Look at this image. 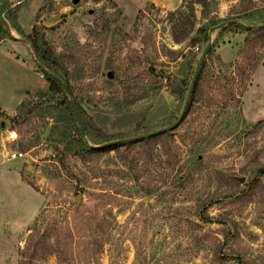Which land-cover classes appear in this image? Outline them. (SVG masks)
<instances>
[{"label":"rangeland","instance_id":"obj_1","mask_svg":"<svg viewBox=\"0 0 264 264\" xmlns=\"http://www.w3.org/2000/svg\"><path fill=\"white\" fill-rule=\"evenodd\" d=\"M186 5L0 0V264H264V31L248 41L235 27L210 30L264 25V0ZM201 24L213 52L168 134L87 155L69 126L68 139H50L66 117L27 40L34 26L87 119L126 135L133 120L138 133L177 120L185 99L173 90L191 82L206 47L189 43ZM198 152L201 164L190 160Z\"/></svg>","mask_w":264,"mask_h":264},{"label":"trees","instance_id":"obj_2","mask_svg":"<svg viewBox=\"0 0 264 264\" xmlns=\"http://www.w3.org/2000/svg\"><path fill=\"white\" fill-rule=\"evenodd\" d=\"M187 5H189L192 9L194 8L195 4H199L203 6L204 8L209 5L210 0H185ZM186 5V6H187ZM180 13H184L183 8L177 10ZM176 11H171L170 14L175 13ZM237 18V16H236ZM0 27L5 29L6 32H8V28L5 26L3 22L0 21ZM212 27V26H211ZM210 27V28H211ZM227 27H235L237 31L247 32L245 40H250V38L257 33L264 31V25H247L240 21L236 22H229L225 25L216 28L219 30H224ZM209 28H207L204 24H201L199 27H197L195 35L191 36L189 38V43L192 45H195L198 42H204L205 46L209 42ZM1 39V37H0ZM43 38L40 36L39 30L34 26L27 34V40L31 44V50L36 56L39 65L42 67V70L45 74L46 79L49 82V87L47 92L52 93L53 95H57L58 98L56 102L53 103V107L55 108V111L57 112L56 117L60 116L61 113L65 115L66 120L64 122H61L60 119L57 117L55 121L52 123L51 130L49 133L50 139L55 135H61L64 139H68L66 136V129H68V126L71 128V132L73 133V138L75 140V146L77 147L78 154L87 155V154H93V153H110L111 151H120L121 148L130 149L134 145L138 143H150L154 139L161 137L163 135L168 134V131L161 132L149 137H144L140 139H134V140H128L123 142H114V140L125 138V137H131V136H137L144 134L146 132H135L138 131L139 128H141V123L138 122L135 124V121L133 120V129L134 132L130 134H109L106 132H101L102 128L96 125L93 118L87 119V113L85 108L82 106L81 102L75 97L73 88L71 83L69 82V79L65 77V70H61L60 64H59V58L56 55V50L46 41L42 40ZM177 42H180V38H176ZM174 55L172 60H177V58L181 55L180 51L170 50ZM213 52V49L211 48L209 52L207 53L203 64L201 66V69L199 71V74L197 76L191 97L190 102L187 107V111L185 113L184 118L189 114L190 108L193 105V101L196 98L198 87H199V81L203 75V72L207 66L208 59L211 57V53ZM60 77L68 86L70 93H68L64 86L59 82V80L53 75ZM162 76L164 74L162 73ZM166 78H170V76H165ZM190 82H188L185 78L180 80L179 86L175 87L173 90V93L176 95L177 98L184 100L189 88ZM72 100L75 102L76 107L80 113L85 134H83L82 129L80 127V124L78 122V119L76 117V114L74 112L73 106H72ZM136 101L138 99H135ZM131 103V102H129ZM137 103V102H135ZM129 106V105H128ZM127 109V108H124ZM117 110V109H116ZM145 115V113H143ZM130 117V116H129ZM145 117V116H144ZM132 119V117H130ZM134 119H137V116H135ZM138 119L141 121L140 117ZM145 119V118H143ZM91 130L96 133L97 137L102 138L101 142L93 141L92 143L87 142V139L85 136L91 138ZM148 132V131H147ZM151 132V131H149ZM85 135V136H84ZM55 139V138H54ZM190 160L194 163L201 164L203 162V156L200 152L198 153H192ZM39 221V217L36 218L34 227L37 226Z\"/></svg>","mask_w":264,"mask_h":264},{"label":"water","instance_id":"obj_3","mask_svg":"<svg viewBox=\"0 0 264 264\" xmlns=\"http://www.w3.org/2000/svg\"><path fill=\"white\" fill-rule=\"evenodd\" d=\"M74 1L76 2L77 0H74ZM0 21L3 22L4 24H6V21L1 16H0ZM236 21H237V19L224 20V21L218 23L216 26H212L210 30H214V28H219V27L225 25L226 23L236 22ZM210 46H211V42L209 41L207 43L205 49L203 50L199 60H198L197 66L195 68L194 74L192 76V79H191V82H190V85H189V88H188V91H187V94H186V97H185V101H184V105H183L182 111H181L179 117L177 118V120L175 122H173L172 124H170V125L155 129V130H153L151 132H147V133H144V134H141V135H137V136L120 138V139L114 140V142H123V141H128V140H134V139H140V138H144V137H149V136L161 133V132L172 130L173 128L178 126V124L181 122V120L183 119V117H184V115L186 113V110H187V107H188V104H189V101H190V97H191V94H192V91H193V88H194V85H195V81H196L200 66H201L202 62L204 61V59H205V57H206V55H207V53L209 51ZM53 75L64 86L65 90L68 93H70V90H69L68 86L66 85V83L60 77L56 76L55 74H53ZM72 106H73L74 112L76 114V117L78 119V122L80 124V127L82 129V132L85 133L80 113H79V111H78V109L76 107V104H75V102L73 100H72ZM241 180H243V178H241ZM76 203L77 204L79 203V196L76 198Z\"/></svg>","mask_w":264,"mask_h":264},{"label":"built area","instance_id":"obj_4","mask_svg":"<svg viewBox=\"0 0 264 264\" xmlns=\"http://www.w3.org/2000/svg\"><path fill=\"white\" fill-rule=\"evenodd\" d=\"M197 48H198V46H196V49H197ZM17 155H22V153H18V154L13 153V154H12L13 157H16Z\"/></svg>","mask_w":264,"mask_h":264}]
</instances>
